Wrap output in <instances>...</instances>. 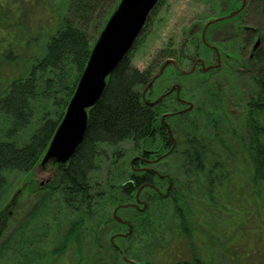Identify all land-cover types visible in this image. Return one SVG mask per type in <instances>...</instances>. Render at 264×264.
Instances as JSON below:
<instances>
[{
    "label": "trees",
    "instance_id": "1",
    "mask_svg": "<svg viewBox=\"0 0 264 264\" xmlns=\"http://www.w3.org/2000/svg\"><path fill=\"white\" fill-rule=\"evenodd\" d=\"M110 1L68 0L58 6L52 0H12L6 5L7 9L16 10L11 24L14 30L0 16V32L6 38H15L29 47L32 35L36 34L35 27L40 24L47 44L42 54L31 59L25 75L14 79L0 93V112L10 121L6 136L0 141V194L7 191L8 175H27L45 157L97 42L94 32L98 33L104 10L112 7ZM243 1L241 12L264 16V0ZM4 2L0 0V14L1 8H5ZM161 2L157 1L132 49L107 78L102 97L89 110L84 141L71 159L56 164L55 177L44 188V199L50 203L61 202L68 219L74 218L67 223L57 254L65 252L75 241L79 245L86 221L94 216L96 209L111 203L107 193L100 190L101 184L92 182L99 158L106 156L102 147L114 149L115 158L120 161L123 155L119 148L123 143L130 141L138 146L156 138L172 150L169 158L180 174L173 178L168 195L161 199L169 205L176 226L175 236L167 244L159 243L157 248L153 245L157 239H163L164 222L157 218V198L148 196L147 207L133 216L131 233L116 236L118 246L117 242L109 243L115 264L128 262L125 258L131 254L123 249L125 244L133 249L136 246L137 252L146 250L150 258L146 264H157V261L159 264H212L206 257L207 244L224 240L230 228L235 232V242L245 240L250 251L261 243L264 71L253 75L258 91L248 95L244 102L243 133L233 134L237 142L230 143L219 130L206 141L199 135L198 127L187 125L188 131L177 127L181 129L178 131L176 127L170 130L163 122L159 123L162 104L157 107L150 104L145 95L157 72V60L140 69L133 63V54ZM252 36L250 33L249 38ZM185 47V44L181 47V53L188 50ZM168 48L162 51L163 56L172 54ZM10 51L13 52V47ZM9 54L6 57L0 53V58L13 62L15 58ZM190 113L176 116L189 122ZM150 178V175L132 174L133 182L120 187L122 196L128 198L135 187H146L151 183ZM243 247L246 248L245 244ZM76 253V264H101L94 261L92 254H82L81 250Z\"/></svg>",
    "mask_w": 264,
    "mask_h": 264
},
{
    "label": "rangeland",
    "instance_id": "2",
    "mask_svg": "<svg viewBox=\"0 0 264 264\" xmlns=\"http://www.w3.org/2000/svg\"><path fill=\"white\" fill-rule=\"evenodd\" d=\"M10 1L12 0H5V8H1L0 16L2 22L7 23L9 29L14 30L11 24L16 10L12 7L6 8L7 4L10 5ZM52 1L55 5L63 6L68 0ZM120 2L121 0L110 1L112 7L104 10L99 21L98 33L94 32L95 38L100 37ZM243 7V0H162L139 39L133 54L134 65L144 69L157 60V65L160 67L168 57L177 54L180 58L181 55L195 56L197 47L189 41L190 39L199 41L208 28L207 24L211 22L219 23L209 28L205 40L219 49L223 54V61L217 71L179 78V82L183 84L184 100L193 105L191 111H186L191 112L189 122L177 116L172 117L174 115L171 113L174 110L182 109L176 104L173 96L164 100L160 106L159 123L163 120L170 130L178 127L188 131L187 125L198 127L199 135L206 141H210L216 130H219L218 133L224 135L230 143L237 142L233 134L241 136L243 133L244 102L248 95L258 91V87L254 86L253 75L264 71V16L256 14L248 16L245 11L241 12ZM234 12L238 13L233 18L217 21ZM108 16L110 17L105 23V18ZM40 29V24L35 27L36 34L32 35L29 47L24 43L16 42L15 38H6L7 35L0 32V53L6 57L11 53V57L15 58L13 62H7L10 59L5 61L4 58H0V93L14 79L25 75L34 56L43 53L47 38ZM250 33L254 35L251 38H249ZM258 41L261 43L259 48L253 50ZM184 44L188 50L181 53L180 49ZM12 47L13 52L10 51ZM167 47L172 54L163 56L162 51ZM199 55L204 62L214 64L215 55L207 48H200ZM182 67L184 70L191 69L187 61H184ZM174 75V70H166L157 82V88H154L151 96L148 95L150 101L155 99L158 101L160 95L171 88ZM9 127V118L0 112V141L5 138ZM174 141L176 142L175 138ZM102 148L106 156L99 158L92 182L94 185L101 184L100 190L107 193L111 203L98 211L96 209L94 216L86 221L79 245L75 241L61 254H57L56 250L62 247L64 230L67 229V223L74 221V218L68 219L67 211L61 202L50 203L44 199V188L55 177L57 170L55 162L50 160L42 164L43 158L27 175L18 173L8 175L7 191L0 194V264H76V252L79 250L82 254L94 255V261L97 263L100 261L101 264H115L109 243L117 242L115 245L118 246L119 240L115 237L130 234L129 227L133 226H131L134 221L133 216L147 207L148 196L157 198L155 205L157 218L164 222L163 239H157L153 245L156 244L157 248L159 243H169L175 236L176 226L172 221L167 201L163 202L161 199L168 195L173 178L180 175L177 174V169L169 158L172 150L159 138L138 146L129 141L120 146L119 151L123 159L119 161L115 158L114 149ZM144 155L155 163L146 168L155 170L159 174V178H151V183L157 190L147 186L135 187L128 198L122 196L120 187L129 182L132 174H137L136 169L144 167L140 162ZM112 176L114 178L110 179ZM118 176L120 177L116 178ZM115 212L121 223L116 221ZM261 228V243L252 251L244 243L245 240L236 243L235 232L232 228L227 229L224 240L208 242L207 260L212 264H264V217ZM257 237L259 238V235ZM7 247L9 249L5 250ZM124 248L131 254L129 258H125L128 262L117 264L149 262L150 258L146 256V250L137 252L136 246L134 250L130 244H125ZM138 253L140 255H137ZM159 262L157 261V264Z\"/></svg>",
    "mask_w": 264,
    "mask_h": 264
},
{
    "label": "water",
    "instance_id": "3",
    "mask_svg": "<svg viewBox=\"0 0 264 264\" xmlns=\"http://www.w3.org/2000/svg\"><path fill=\"white\" fill-rule=\"evenodd\" d=\"M157 1L121 0L94 45L76 92L68 105L42 164L50 160H53L55 164L65 163L72 158L77 148L82 144L87 131L89 110L102 97L107 78L132 49ZM237 13L234 12L217 21L231 19ZM211 23L207 24L206 27H209ZM259 43L258 41L253 50L259 46ZM170 62H166L153 82L161 76ZM152 104L154 105V103ZM114 217L117 222L121 223L116 212ZM129 228V233H131V227Z\"/></svg>",
    "mask_w": 264,
    "mask_h": 264
},
{
    "label": "flooded vegetation",
    "instance_id": "4",
    "mask_svg": "<svg viewBox=\"0 0 264 264\" xmlns=\"http://www.w3.org/2000/svg\"><path fill=\"white\" fill-rule=\"evenodd\" d=\"M222 21H224V20H222ZM217 23H219V22H212L211 25L207 28L206 32H204L205 34L203 33L204 36L202 35L201 39L199 41L196 39H192V40L190 39L189 42H193V45H195L197 47L195 56L186 57V56L181 55V58H180V57H178L179 55L176 53L177 55H174V56L167 58L165 60V62L163 63V65H165L167 61H171V62L168 64V66L166 67L163 74L153 82V79L155 78V76L158 74V72L163 67V65H161L160 67L157 65V70H156L157 72L155 73L154 77L152 78L151 82L149 83V85L147 86V88L145 90L146 99L148 100V102L150 104L154 103V106L157 107V105L162 104L164 100H166L168 98H172L174 96L176 104H178L179 107H181L182 109L181 110H179V109L174 110V112L171 113L174 115L172 117H175L176 115L181 114V112H186V111L192 110V108H193L192 103L188 102L187 100H184V97L182 95L183 84H181L179 82V78H183L184 76L188 77V76H191V75L196 74V73L209 74L211 71H217L220 69V67L222 65V61H223V54L219 51V49L216 46H214L213 44H210L208 41L205 40V37H207V33H208L209 28H211L213 25H215ZM260 44H259V46H260ZM259 46L257 47V49L259 48ZM200 48H207L211 53H213L215 55L214 59H213L214 64L213 63L209 64L208 62H204L203 58L199 55ZM257 49H255V50H257ZM184 61H187L189 63V65H191L190 70H184L183 69L182 65L184 64ZM168 69H172L175 71V75L173 76L174 82H173L171 88L168 90H165L160 95V98H159L160 101L157 102V99H155V101H150L148 98V95L151 96L154 88L155 87L157 88V82L162 78V76L164 75V73ZM151 83H152V85H151ZM171 91H172V93H170ZM171 114H168V115H171ZM162 122H163V120H162ZM164 124L167 125L166 123H164ZM146 157H147V155H144L143 159L140 160V162L143 163L144 167L142 169H138V170L136 169L135 170L136 173L138 175H140V174L148 175V176L150 175L153 178H159V176H158L159 174L157 173V171L146 168V167H150L153 164H155V163H152V160H148V158H146ZM150 180H151V178H150ZM130 182H133V181L130 180L129 183ZM146 186L150 189L152 188L154 190H157L155 188L156 186L153 185L152 183H148V184H146ZM140 190H142V189H140ZM140 193H142V191Z\"/></svg>",
    "mask_w": 264,
    "mask_h": 264
}]
</instances>
